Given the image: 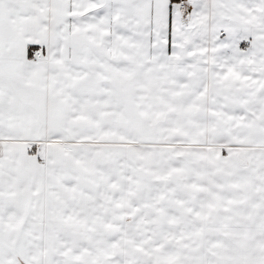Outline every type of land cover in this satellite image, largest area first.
<instances>
[{
  "label": "snow or ice",
  "instance_id": "6c2138e0",
  "mask_svg": "<svg viewBox=\"0 0 264 264\" xmlns=\"http://www.w3.org/2000/svg\"><path fill=\"white\" fill-rule=\"evenodd\" d=\"M0 264H264V0H0Z\"/></svg>",
  "mask_w": 264,
  "mask_h": 264
}]
</instances>
